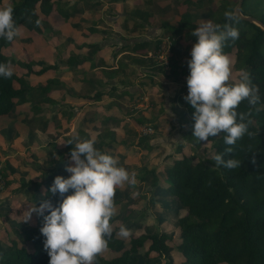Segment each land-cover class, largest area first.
Listing matches in <instances>:
<instances>
[{"label":"rangeland","instance_id":"rangeland-1","mask_svg":"<svg viewBox=\"0 0 264 264\" xmlns=\"http://www.w3.org/2000/svg\"><path fill=\"white\" fill-rule=\"evenodd\" d=\"M18 1L20 0H3L0 9L11 6ZM43 1L45 2H41L37 8L40 17L45 21L47 7L50 8L53 3L55 4L52 6L51 24L23 26L21 34L14 39L13 45L3 50L8 63L11 64L13 73L24 78L28 84L30 83L29 85H32L31 87L44 86V74L42 76H35L33 73L28 74L25 65L31 62L32 71H39L43 67L51 66L53 67L51 69L54 72L53 75L58 79L63 78V81L60 82V89L69 88V78L73 77V73L77 71L75 58L71 56H75L76 47L80 44L76 30L89 29L90 31L92 28H96L101 34L93 37V44H98L94 49H102L105 43L108 44V47L114 48L110 54L113 56H110L109 65L116 59H120L123 68H126L124 74L127 75V80L117 78L113 81H107L109 78L106 79L107 89H104V93L110 99H103L112 102L106 106L116 105V102L122 105L119 100L120 97L124 96V91L131 92L132 90L133 92L124 96L125 106L122 105L123 112H119L121 115L118 118L120 121H125L124 126L120 127L119 125L122 124L120 123L115 128L114 125L108 126L103 123L94 128V132L97 133L100 127V132L112 129L113 135L111 137L104 140V138H99L100 135H97L96 138H78L76 135L75 140L70 142V147L73 148L75 143L91 139L95 142L94 147L96 149L116 158L118 166L124 167L129 173L134 172L136 174L137 182L135 185L125 183L124 186L117 187L115 190L116 214L112 228L115 237L121 241V248L116 251L107 250L101 256L104 259L119 256L129 248V240L132 237L164 232L171 239L168 242L170 247L168 253L162 256L151 253L147 257L145 255L149 246L147 241L138 250L140 264H144L145 261L151 264H165L167 259L172 264H184L183 258L178 254L175 246L179 243V229L176 223L180 217L185 216L186 212L178 207L177 200L172 198L168 191H166V196L156 198L157 195L159 196L164 192L167 185L163 180H160L155 189H153L154 187L151 188V176L148 172L155 171L158 175H163L166 167L170 166L173 159L178 158V156L179 158L182 156L192 157L193 163H196L198 159L207 160L211 158L210 145L203 141L199 142L197 138L193 137L195 121L188 115L182 116L181 114L184 112L177 107L178 105L182 106V104L176 106L174 105L176 103H172L171 100L174 97L183 99L188 94L187 80L181 75V67L184 68L187 61L191 60L190 53L193 45L197 42H193L191 33L202 21L211 20L214 22L217 20L219 15H222L221 3L229 2L232 4L236 3L237 0H190L191 2L188 4H185V0H151L154 3L150 2L149 4L144 3V0H129L130 2L123 4H121L122 0ZM56 3L62 11L66 12V19L59 14L60 11H58ZM78 3L81 4L77 6ZM247 4L244 11L250 16L259 17V13L264 12V0H251ZM84 9L87 11L81 12ZM90 10H93L94 15L92 12L90 13ZM86 12H89L88 16H85ZM141 13H144L143 16ZM146 14L149 15V19L146 18ZM181 21L186 22V28L181 33L180 43L174 45L175 55L172 50L169 53V57H173L175 62L178 61L176 62L177 77L174 78L172 75L171 67L169 71L168 68L158 70V66L149 67L147 64L149 67L147 69L152 72L145 73L142 70H136L138 64L135 61L142 59L148 62L150 60L148 59V52L154 49L158 39L165 40L170 35L162 25L176 26ZM187 31L191 32L190 35ZM143 41H150L151 43V49L148 52L135 53L136 55H133L131 51L132 54H127L128 52L125 53L126 55L123 52L116 54V51L125 46L124 44L127 46ZM234 53L228 54L232 62V73L228 83L232 85L240 82L241 70H244L242 67L234 66ZM65 57L74 60L68 65L67 61L62 62ZM50 60L51 65H49ZM60 68H64L62 70L63 75H61ZM129 68L131 69L128 70ZM102 84L100 80L98 87L102 88ZM136 87H139L137 92H135ZM30 100L25 104L22 103L21 108H18V111L14 112L7 120L0 119V140H4L3 143L0 142V173L7 180V188L0 192V251L5 249L7 242L11 243L12 241L19 248H25L29 252L32 250L29 243L17 236L24 225L34 226L36 213H32L31 219L25 221L28 219L29 211L41 204L39 197L43 188L40 184H35L32 190V192L39 190L36 199L28 202L26 194H29L31 184L38 180L42 182V179L46 178L47 172L56 173L59 170L53 166L47 167L51 160L46 154L48 151L50 153L53 151L51 150L53 147L50 146L49 149L45 142V138L50 135V126L53 127L50 132L55 133L52 136H55L56 140L54 138L48 140L54 142L53 144H57L56 141L60 135L65 137L71 133L75 135L78 130H87L86 133H92V130L88 129L86 120L88 117L86 116L80 117L78 123L76 122L78 119L73 121L70 128H66L64 119L67 114H72L71 110L76 109L77 106L66 104L62 97L57 96L55 101L49 103L47 93L37 92ZM35 106L40 109L33 110ZM67 107H71V110L67 111ZM127 113H131L139 119L145 115L147 117L146 122L150 121V123L146 125L134 124L129 121L133 117L126 116ZM110 114L111 116L116 115L114 112ZM70 119L73 118L70 117ZM113 119L116 120V118ZM147 128L151 130L148 132L151 135L142 136L144 135L142 130ZM15 131L17 134L12 145L9 144L11 139H8L5 144L6 132H11L12 137V132ZM60 145L63 144H58L56 147L58 148ZM179 145H183V147H181L180 153H177L176 149ZM57 160L54 158L52 161L56 162ZM33 170L35 171L34 178L27 180ZM12 173L17 174L14 180L10 178ZM38 173L40 176L36 177ZM141 177L144 179L142 180ZM122 226L132 230L129 239L117 236Z\"/></svg>","mask_w":264,"mask_h":264},{"label":"trees","instance_id":"trees-1","mask_svg":"<svg viewBox=\"0 0 264 264\" xmlns=\"http://www.w3.org/2000/svg\"><path fill=\"white\" fill-rule=\"evenodd\" d=\"M3 0H0V5ZM251 0H244L241 12L244 16H250L244 9ZM43 0H20L11 7L13 8V18L17 26H36L46 24L40 17L37 5ZM185 4L190 0H185ZM237 3V1H236ZM236 3H221L222 15L213 23L223 25L231 23L239 30V38L235 41L229 39L225 42L223 52L230 54L235 52V63L238 68L242 67L250 74L252 82L259 88L260 101L257 105L250 106L247 100L241 102L237 111L241 113L251 112L248 120L250 132L259 133L254 138L247 134L236 142L231 155H225L224 159H237L241 161V166L234 169H227L223 166L216 167L214 156L224 152L228 145L224 143V133L217 137H209L206 142L212 150L211 158L207 160L198 159L193 163L192 157L182 156L173 159L170 166H167L163 176V181L167 185L166 191L177 200L178 207L186 212L185 216L177 220L179 229V243L175 246L176 251L183 258L184 264H264V31L256 25L236 18L235 21H228L225 12H232ZM57 5V3H56ZM59 14L66 18V12L57 5ZM49 10V9H48ZM45 12V11H44ZM142 16L144 13H141ZM259 17H254L264 22V12L259 13ZM253 17V15H251ZM149 19V15L146 14ZM39 21V25H37ZM31 22V23H27ZM27 24V25H25ZM169 37L173 54L174 45L180 43V37L186 28V22L181 21L176 26L163 24ZM190 35V31H187ZM193 42L197 38L192 36ZM156 42L155 48L160 44V39ZM14 41V40H13ZM12 42L0 38V64H8V59L3 50L12 46ZM152 47V49H153ZM133 52L148 50L151 43L148 41L135 42L132 46L126 47ZM178 62V61H176ZM173 57H169L168 71L174 78L176 75V63ZM144 66L156 67L151 59L149 62L143 61ZM147 66V65H146ZM28 74L42 76L45 72L53 69L51 66L41 68L39 71H32V63L25 65ZM154 69V68H153ZM181 75L188 77L190 74L188 64L181 67ZM155 70V69H154ZM158 70H165L158 66ZM54 82V81H53ZM30 84V83H29ZM27 81L15 75L9 79L0 76V117L13 113L17 106L31 101L37 92L46 93L50 89V81L47 85L31 87ZM101 94L94 95V100L99 99ZM172 103L182 104L185 108L182 116L188 115L192 118L194 109L184 99L175 98ZM40 109L38 106L33 110ZM193 119V118H192ZM145 118H138V124H145ZM247 122V121H245ZM204 142V141H203ZM210 142V143H209ZM205 143V142H204ZM185 146V144H183ZM179 145L177 153L181 151ZM70 157V156H69ZM253 159L255 163H253ZM61 173V174H60ZM151 176V187H155L159 182L158 173L149 171ZM2 175L3 180H7ZM41 183L43 192L41 203L51 201L53 206L58 207L64 197L59 194L53 196L50 188L55 177L62 176L69 178L67 173H48ZM143 180L144 177H141ZM37 184V183H36ZM73 190H69L65 197L72 195ZM50 213L45 210L44 215ZM113 216L110 220L112 225ZM16 223V222H15ZM43 217L36 216L34 226L24 225L21 229L20 239L30 244L31 251L17 247L11 242L0 251V264H49V256L44 250L45 237L41 234L40 228L43 226ZM114 231V230H113ZM170 237L166 233H151L132 237L129 240V248L124 250L119 256L112 259H104L97 256L95 264H140L138 250L149 242L145 255L149 257L151 253L162 256L168 253L170 247L168 242ZM121 248V241L115 237L113 232L108 241V250L116 251ZM144 264H151L146 262ZM165 264H172L167 259Z\"/></svg>","mask_w":264,"mask_h":264},{"label":"clouds","instance_id":"clouds-1","mask_svg":"<svg viewBox=\"0 0 264 264\" xmlns=\"http://www.w3.org/2000/svg\"><path fill=\"white\" fill-rule=\"evenodd\" d=\"M13 11L11 6L0 9V38L7 42L21 34L22 25L17 26ZM225 18L236 20L232 12H225ZM191 35L197 42L192 47L191 60L187 61L188 94L183 99L195 110L193 137L199 142H208L209 137L224 133V143L229 147L214 156L215 166L238 168L240 160H225L224 156L233 153L231 146L245 134L254 138L259 133L248 130L250 110L241 113L237 109L245 100L253 107L260 101L259 88L247 71L241 70L239 83H228L232 62L223 48L229 39L239 38V30L231 23L220 25L204 20ZM12 75L10 63L0 64V76L9 79ZM94 143L91 139L75 143L70 152L72 163L65 168L70 173L69 178L55 177L50 192L64 197L59 206L45 201L32 208L25 221L31 219L32 213L43 217L40 232L46 238L44 250L50 258L49 264H95L97 256L108 250L113 234L110 220L116 214V188L137 182L134 172L118 166L116 158L96 149ZM69 190H73V194L65 197ZM45 210L50 214L45 216ZM131 235L132 230L124 226L117 233L123 239Z\"/></svg>","mask_w":264,"mask_h":264},{"label":"crops","instance_id":"crops-1","mask_svg":"<svg viewBox=\"0 0 264 264\" xmlns=\"http://www.w3.org/2000/svg\"><path fill=\"white\" fill-rule=\"evenodd\" d=\"M122 1L123 2L121 4L126 3V2H130L129 0H122ZM52 2H57V1L53 0ZM150 2L152 3L153 1L144 0V3H146V4H149ZM80 4L81 3H78L77 6H79ZM53 5H55V4L53 3L52 6ZM52 6L50 8L47 7V9H49V10L46 11L47 13L45 15L46 23L49 25L51 24V17L53 15L52 14V10H53ZM56 6H55V8H56ZM83 11H87V10L84 9L81 12H83ZM91 12L93 14V10L92 11L90 10V13ZM88 15H89V12H86L85 16H88ZM73 30H75V29H73ZM76 31L78 32L77 39L80 41V44L78 45V47H76L77 50L75 51V56L74 55H71V56H73L75 58V63L77 65V71L75 73H73L74 74L73 77L69 78V80H70V83L68 85L69 88L60 89V82L63 81V78L58 79L56 76L53 75L54 72L52 70H49V71L44 73V78H45V81H44L45 84L44 85L46 86L47 81H50V89L46 92L47 93V101L49 103H51L57 96H60V97H62L63 100H65L66 104H69L70 106H72V105L77 106L76 109L74 108L75 110L74 109L71 110V107H67V111L71 110L72 114H67V116L64 119V123L66 124V128L69 129L70 125H72L71 123L73 121L75 122V120L78 119L76 121L78 123L80 117L86 116V117H88L86 119L88 129L92 130L91 134L86 133L87 130H85V131L78 130L77 133H75V135L73 133H71L66 137L60 135V137L58 138V136H57V138H58V140L56 141L57 144H53L54 142H50L48 140L50 138H54L56 140L55 136H52V135H55V133L50 132L53 129V127L50 126V128H49V130H50L49 134L50 135H48V137L45 138V142L49 146V149L51 147H53V148H51V150H53V151H52V153H50V151H48L46 154V156H48V158L51 160V162L48 161L49 163L47 164V167L53 166L54 168L59 169L57 171V173H59V172L67 173L68 176H70V173H68L65 170V168H66V165H69V163H72V162H70V157H69L70 152L72 150V147H70V142L72 140H75L76 135L78 136V138H82V137H84V138H86V137L96 138L97 135L98 136L100 135L99 138H104V140H107L109 137H111L113 135L112 129L108 130V131L106 130L104 132H102V131L100 132V130H101V127H100L98 130L99 132L97 133V132H94L95 131L94 128L97 127L99 124H103V123L107 124L108 126L114 125L115 128H117V126L120 123H122L121 125H119L121 127L125 121L124 120L120 121L118 116L121 115L120 113H121V111L123 112V110H122L123 106H125L124 105V101H125L124 96H126L127 93H130V94L133 93L132 90H131V92L124 91V93H125L124 96L120 97L121 99L119 100V102L121 101L123 106L117 102H116V105L118 104V106H116V105L106 106V104L112 103L109 100L104 101V99H103V98L110 99L109 96L104 93V89H107L106 83H105L106 79L109 78L107 81H113V80H116L117 78H121V79L123 78V80H127V78H126L127 75L124 74V71H126V68H123L124 66H122V63H121L122 61L120 59H116L115 61H113V63H111V65H109L110 64L109 63L110 56H113L110 54H111L112 50H114V48L108 47V44H106V43L103 44V48L100 50H99V48L94 49V47L98 46V44H93V37L100 36V34H101L99 31H97L96 28H92L90 31H89V29H86V30L83 29L81 31H79L77 29ZM148 42H150V41H148ZM124 45L125 46L122 47L121 49H119V51H116V54L118 52H123V54L128 52L127 54H129V53L132 54L131 52H133V51L126 48V47L132 46V44H128L127 46H126V44H124ZM150 49H148V50L145 49L142 51L133 52V55L135 53L137 54V53L148 52ZM124 56H123V58H124ZM67 57H65V60L62 62L64 63L65 61H67L68 65H70L74 59H72V58L68 59ZM139 58H141V57H139ZM143 61H146V60L141 59V60L135 61V63L138 64L136 70H142V72H145V73L152 72L151 70L147 69V68H149L148 66H146L147 64L145 66H144V64H142ZM49 63H50L49 65H51V60L49 61ZM59 67H62V66H59ZM138 67H141V68H138ZM63 69L64 68H60L61 72ZM130 69L131 68H129L128 70H130ZM90 72L92 74H89ZM131 73H134V72H131ZM61 75H63V72L61 73ZM184 79L186 80V78H184ZM100 80L103 83L102 88L98 87L100 84ZM138 88L139 87L135 88V92H137ZM97 93L101 94L100 99L94 100V95H97ZM171 101H173V100H171ZM174 105L177 106V104H174ZM21 106L22 105L17 106L16 110L13 111V113L17 112L18 108H21ZM177 107H179L180 110H182V111L185 110L183 105L182 106L178 105ZM45 109H46V107H45ZM124 111L126 113V110H124ZM129 111L131 112V110H129ZM111 112H114L116 115L111 116V114H110ZM13 113H11L10 115L4 116V117H0V119L7 120V118L12 116ZM62 113H64V112H62ZM131 113L126 114V116L133 117L132 120H129V121H132L134 124H137V125H143V124H138L137 123L138 118L134 117L133 114L131 115ZM76 115H77V117H76ZM70 117H72L73 119H70ZM113 118H116V120ZM140 118L146 119L147 117H145V115H144L143 117H140ZM125 120H127V119H125ZM77 123H76V125H77ZM148 123H150V121L145 122V125ZM92 127H93V129H91ZM0 132H1V130H0ZM16 134H17L16 131L14 133L12 132V137H11V132H9V133L6 132L5 144H6V141H8V139H11L9 144L12 145V142L15 141L14 137L16 136ZM3 141L4 140H0V142H2V143H3ZM61 143L63 145H60L57 148L56 146L58 144H61ZM0 145H1V143H0ZM54 158L58 159V160L56 162H53L52 160ZM61 158H63V159H61ZM34 174H35V171L33 170V173L31 174L30 177L27 178V180L34 178ZM16 176H17L16 173H12V175L10 177L11 180L16 179ZM38 176H40L39 173L37 174L36 177H38ZM158 177H159V183H160V180H163V176L158 175ZM36 183L40 184V186H41V183L39 182V180L37 182L33 181V184H31V189H29V194L28 193L26 194L28 196L27 200L29 203L32 200L36 199V194L39 191V190H35L34 192H32L34 185ZM11 186L13 188V185H11ZM155 188L156 187H154L153 189H155ZM162 196H166V189L164 190V192L161 195H159V196L157 195L156 198L158 199V198H161ZM39 198H41V196ZM39 202L41 203L40 200H39ZM11 234H12V232H11ZM20 234L21 233H19V235L17 236V237H19V239H20ZM8 239L10 240V238H8ZM8 243H10V242H7V244ZM7 244L5 246H7Z\"/></svg>","mask_w":264,"mask_h":264},{"label":"built area","instance_id":"built-area-1","mask_svg":"<svg viewBox=\"0 0 264 264\" xmlns=\"http://www.w3.org/2000/svg\"><path fill=\"white\" fill-rule=\"evenodd\" d=\"M171 49V43L167 37L165 40L160 39V44L157 48L153 49L151 52H148V59L153 60L155 64L159 67L167 68L169 66V53ZM151 53V54H150ZM142 136H148V132H151L149 128L142 130ZM6 187V182L3 180L0 173V192L4 191Z\"/></svg>","mask_w":264,"mask_h":264},{"label":"water","instance_id":"water-1","mask_svg":"<svg viewBox=\"0 0 264 264\" xmlns=\"http://www.w3.org/2000/svg\"><path fill=\"white\" fill-rule=\"evenodd\" d=\"M244 0H237V3L235 4L234 8H233V13L236 16V18L241 19L243 21L252 23L254 25H256L257 27H259L262 31H264V22H261L260 20L251 17V16H244L241 12V7L243 4Z\"/></svg>","mask_w":264,"mask_h":264}]
</instances>
